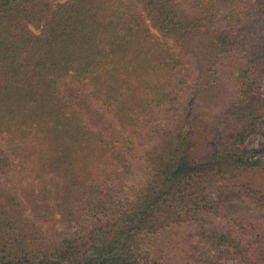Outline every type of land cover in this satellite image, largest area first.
<instances>
[{"label":"trees","instance_id":"16d2710c","mask_svg":"<svg viewBox=\"0 0 264 264\" xmlns=\"http://www.w3.org/2000/svg\"><path fill=\"white\" fill-rule=\"evenodd\" d=\"M263 17L264 0H0V264H264V235L224 227L210 194L264 212V57L239 64L240 100L211 121L179 51L203 32L212 54H252ZM89 96L116 126L90 123ZM56 216L71 232L50 242Z\"/></svg>","mask_w":264,"mask_h":264},{"label":"rangeland","instance_id":"374dc122","mask_svg":"<svg viewBox=\"0 0 264 264\" xmlns=\"http://www.w3.org/2000/svg\"><path fill=\"white\" fill-rule=\"evenodd\" d=\"M51 1L55 3L63 0ZM141 8L144 10L143 6ZM256 29L257 33L259 35L262 34V37H264V17L258 22ZM240 30L246 34L245 28H240ZM256 41L258 44L252 54H248L245 50L241 49L228 53L217 54L214 52L212 54L209 50L212 37L209 33L202 32V34L195 36L189 44L179 47V51L184 54L188 62V67L194 80V91L189 93L191 94L190 101H197L199 103L198 108L207 115H210L211 121L220 119V113L223 107L229 108L240 100L235 79L239 64L241 62L254 63L264 57V38L260 37ZM69 85L71 84L64 86L66 92ZM76 86L79 87V85ZM85 92L87 94L90 93L87 89ZM197 94H200V98H196ZM82 104L87 110V117L91 124L101 128H106L110 124L116 126V119L98 101H95L89 96L87 104ZM117 135H122V132L119 130ZM213 137H210L209 140H212ZM261 141V136H253L249 140L248 145L250 147H258ZM213 146V143L202 144L200 152L205 155L211 151ZM0 147L5 150L9 156L8 159L12 160L8 144L2 139H0ZM9 164L2 178L15 183L16 191L19 195H22L23 190L28 187L26 186L28 180L22 169L18 168L13 162ZM136 164V176L131 179L132 182H128V186L123 190L122 194H126V191L128 193L132 192L146 177L148 170L147 156L145 154L142 155L136 160ZM210 194L213 198L223 199L227 205L226 216L218 218V222L224 227L242 234L243 225H246L247 229H250V225H254L256 231L264 235V212L253 207L244 195L227 189L223 190V188L211 189ZM27 214L30 216V211ZM44 228L46 237L50 242H54L60 236L67 235L71 232L69 228H66L58 221L57 216L52 223H45ZM168 240L170 241V238ZM158 241H153L151 246L154 245L155 247L158 245L160 248L164 246V249L167 250V240H160V243Z\"/></svg>","mask_w":264,"mask_h":264}]
</instances>
